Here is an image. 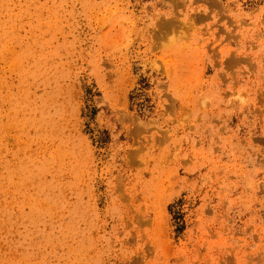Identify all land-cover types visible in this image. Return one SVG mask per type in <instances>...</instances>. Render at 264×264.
I'll list each match as a JSON object with an SVG mask.
<instances>
[{"label":"rangeland","instance_id":"obj_1","mask_svg":"<svg viewBox=\"0 0 264 264\" xmlns=\"http://www.w3.org/2000/svg\"><path fill=\"white\" fill-rule=\"evenodd\" d=\"M0 264H264V0H0Z\"/></svg>","mask_w":264,"mask_h":264}]
</instances>
